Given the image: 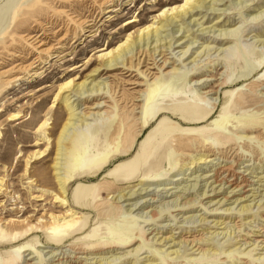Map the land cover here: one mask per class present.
Masks as SVG:
<instances>
[{
  "label": "rangeland",
  "instance_id": "rangeland-1",
  "mask_svg": "<svg viewBox=\"0 0 264 264\" xmlns=\"http://www.w3.org/2000/svg\"><path fill=\"white\" fill-rule=\"evenodd\" d=\"M184 1L114 0L110 7L113 12L98 15V0H0V263L12 256L19 257L18 264H99L96 260L112 254L121 259L122 252L133 249L141 241L135 232L143 228L147 238H151L155 235L149 234V228H152L156 229L158 236H172L177 243L182 238L188 243L195 240L193 244H202L201 251L190 249L192 244L185 245L175 256L169 253L167 246L157 242L151 248L144 246L140 253L144 250L145 253L119 264H264V243L256 242L253 249H244L243 245L244 241L264 238V200L260 201V208L253 207L248 213H237L236 210L235 213H227L223 210L230 205L211 212L212 208H207L208 199H205L202 201V204L206 203L204 209L197 204L185 213L177 214V210L172 211V204L164 205L160 197L162 194L166 201L173 199L165 197L167 193L162 189L165 186L172 188L168 196L177 191L176 194H181L179 191L186 185L199 181L198 175L212 173L206 165H190L191 160L187 163L189 153L193 151L213 158L212 153L216 150L212 145L197 137L193 139L170 131L177 126V120L189 127L209 112L207 107L197 104L191 97L194 94L191 88L193 91L200 89V86L193 85L200 78L218 80L228 77L224 89L219 91L222 96H207L208 99L212 97L209 101L215 100L217 105L210 120L232 118L228 125L233 133L238 137H252L249 147H242V142L237 144L238 151L246 155L235 160L240 164L236 169L244 171L246 168H242V164H252L245 177L254 182L257 178L250 176L264 175V82H259L264 77V42L256 43V40L264 39V15H257L264 10V0H215L216 4L209 6L214 10H207L205 3V8H199L201 10L186 23L180 21L163 29L161 36H165L164 42L170 40L174 47L162 48V54L156 52L152 57L150 54L136 56L132 70L118 65L94 76L95 81L112 84L111 91L107 90L97 99H92V96L84 99L87 93L82 97L70 94L76 113L96 112V109H88L99 103L103 104L100 113L106 112V115L91 116L92 119L84 120L88 125L79 126L76 122L75 129H69V133L74 132L77 137L74 139L75 148L67 145L73 151L69 160L73 180L68 191V206L61 205L54 198L57 192L52 175L55 140L68 116L62 97L55 100L59 85L70 79L74 83L88 79V83L93 79L92 71L101 67L99 55L104 51L100 50L106 48L107 52L116 48L128 36V39L136 38L138 30L145 25L153 23V27H159L162 23V17L158 16L160 10L181 5ZM90 15H98V20L102 18L93 29L81 30L76 20L91 18ZM74 16H77L76 20ZM130 19L135 21L127 23ZM215 22L219 24L215 25ZM201 26H213L218 30L234 28L237 36L224 45L217 44L212 42L213 33L209 36V33L195 32ZM64 33H67L62 41L64 47L58 49L56 56L50 54L48 58L49 53L42 49L56 46ZM39 34L36 40L43 39L41 48L36 47L34 38L29 39L31 35ZM183 34L188 37L181 41L189 40L184 45L196 40L188 52L200 51L205 45L213 47L210 51L204 49L200 52L197 65L183 60L188 52L185 56L179 55L181 48L176 47L177 39ZM214 47L227 48L218 52ZM41 56L48 63H41L40 73L30 75L35 70L28 71L22 66ZM173 66L180 73H172L175 77H168L170 74L167 72ZM250 68L256 70L250 73ZM245 73L248 77L238 80ZM214 85L216 82L211 87ZM205 89H200V92ZM154 110L157 111L156 116L149 117ZM244 113L259 116L260 124L252 126L248 133H241L237 127L240 121L236 118ZM117 120L119 124L114 129ZM153 143L148 159L143 161L142 152ZM173 149L186 157V164L176 168V172L161 182H138L148 172L163 166L167 169L166 154ZM36 150L43 153L33 155ZM102 165L104 167L97 171ZM178 178L183 179L171 181ZM89 182L95 183L92 192L85 190ZM203 185L204 182H198L194 191H190L198 195L203 191ZM262 185L264 180L252 187L263 190ZM83 189L84 196L81 195ZM121 194L125 196L120 198ZM190 197L200 201L198 196ZM170 208L172 216L164 211L161 218L144 222L150 218L152 209L168 211ZM71 213L76 222L65 228L60 239L53 238L62 231V227L52 230L51 216L69 218ZM187 216H192L193 220L188 217L186 220L189 221L183 222ZM196 216L198 219L202 217V221H195ZM125 218L136 220L127 224L123 222ZM126 226L133 227L134 232L126 243L120 245H132L94 254L97 250L91 247L93 243L114 239V229L122 234L128 233L129 230L124 229ZM159 249L166 251L160 252ZM67 256L81 259L73 261ZM90 257L94 259H82Z\"/></svg>",
  "mask_w": 264,
  "mask_h": 264
},
{
  "label": "bare ground",
  "instance_id": "bare-ground-1",
  "mask_svg": "<svg viewBox=\"0 0 264 264\" xmlns=\"http://www.w3.org/2000/svg\"><path fill=\"white\" fill-rule=\"evenodd\" d=\"M112 1H114V0H98V7L100 8L99 9L100 12H98V15L113 12L114 10L110 8L111 5H113ZM216 1L215 0H196V1L185 0L181 5H177V6H173V7H169V8L164 7L162 10H160V14H158L159 17H162V20H161L162 23H160L161 25L159 27H157V26L153 27V23L145 25L144 27H142L138 30V34L136 35V38L131 37L130 39H128L130 37V36H128V38L126 40H124L122 43H120L119 45H117L116 48H112V49L108 50L107 52H105L107 50L106 48L100 50V51H104V53L99 55V57L102 61V63H101L102 68L97 67L92 71V72H94V74L91 75V76H93V79H91L88 83H87L88 79L83 80L79 83H74V81L72 79H70V80L65 81L59 85L58 93L55 95V100L57 97H60V98L62 97V100L64 101V103L67 107V110H68V116H67L65 122L62 124V126L58 132V135L56 136V140H55V146H56L55 155L56 156H55L54 162L52 164L53 165L52 166V168H53V174L52 175L54 176V180H55V183L57 186V192L54 195L55 201H57L61 205L68 206V203H67L68 202L67 197L69 195L68 191H69L71 181L73 180V171H72V173H70V169H71L70 167L72 166V163L69 162V160L73 157L72 156L73 151H71L70 148L67 147V145L71 144V148L72 147L75 148L76 144H75L74 139L77 137V135L74 132L70 134L69 129H75L74 127H76V124H75L76 122L79 123V126L80 125L81 126L82 125H88V123H85L84 120L92 119V118H90L91 116L92 117L93 116H97V117L99 116L100 117L101 115L102 116L106 115V112L100 113L99 110L103 107L102 106L103 104L100 105L99 103H97L95 106H91L89 109L86 108L88 110L96 109L97 110L96 112L87 111V112H82V114L76 113L75 112L76 109H74L72 102H70V98H71L70 94L73 93L74 95L75 94L78 95V97H82V95L84 93H87L88 95L85 96L84 99H87L88 96H92V99H97L98 97H101L105 93H107V90L111 91L113 89L112 84L101 82V81L100 82L95 81V77L97 75H100V73L104 70L110 71V70H113V69L119 67L118 65H121L122 67L128 66V70H132L131 66H132L133 61L136 59V56H143V55L150 54V56L152 57V56H154V54L156 52H158L159 55L162 54V48H165L166 50H168L169 48L174 47L173 43H171L170 40L164 42L166 40V38H164L165 36H163V37L161 36V32L165 31L163 29L168 25H171L174 23L177 24V22H180V21H183V23H186L188 18L193 16L194 13H198L201 10V9L199 10V8H202V7L205 8L206 4L208 5L206 7L207 10L208 9L214 10L213 7L209 8V6H212V4H216ZM101 7H103V8H101ZM260 13H263V15H264V10L262 12H258L257 15H261ZM98 15L96 17L90 15L91 18H87V17L82 18L81 17L82 19L78 18L77 20H76L77 16H74L73 18L77 22H79V24L81 26L80 27L81 30L85 29L84 31H89V29H93L96 26L97 22H99L100 19L102 18L101 17L98 20ZM133 21H135V20L130 19L127 23H131ZM190 22H191V20L188 21V24ZM218 24H219V22H215V25H218ZM179 30H181V29H179ZM233 30L236 32V30L234 28L233 29L223 28L221 30H218V29H216V27L213 28V26H211V27L207 26L205 28H203L201 26L195 32L199 31L201 34L209 33L208 34L209 36H211L210 33H213L216 37L213 35L211 36L213 38L212 42L215 41L217 44L219 43V44L224 45L223 44L224 42H226L229 39H232L234 36L235 37L237 36L234 34L235 32ZM186 31H190V29L186 30ZM66 34L67 33H64V35L58 39L56 46L52 45L47 49H45V48L42 49L43 52L49 53L47 56L48 58L50 57V54H52L53 57L56 56L57 55L56 52L58 51V49H62L64 47L63 46L64 43H62V41L65 40ZM39 36H40V34L38 36H36V35H31L30 37L28 36L29 39L34 38L33 42L36 41L35 43H36L37 48H41L44 45V43L42 41L43 39L36 40ZM187 37H188L187 34H183L179 39H177V42H179V43H177L176 47L181 48L180 54H179L181 57L187 55L186 53L188 52L190 47H192L193 44L196 43V40H191L188 45H184L189 40H186V41L184 40L185 42L181 41V40H183ZM171 39H173V38H171ZM162 42H164V43H162ZM260 42H264V39L256 40V43H260ZM152 44H153V47H151ZM212 48H213L212 45H205L202 48V50H200V51L196 50V51L192 52V50H191L190 52H188V55L185 58H183V60L189 61L187 64H193L196 62V65H197V63L200 61L199 59L197 60V58H199L200 52L203 51L204 49H207L210 51V49L212 50ZM215 48L216 47H214V50H216V51L218 50V52H220L219 50H224L227 47H225V48L219 47L216 49ZM205 52H207V51H205ZM203 55H205V54H203ZM134 56H135V58H134ZM179 59H181V58H179ZM38 61H39V63L37 64ZM41 63H48V62H46V59H43V57L41 56V58H38V60L32 61L29 64L22 66V67L26 68V70H28V71H32V70L34 71L35 70L32 74H30V75H34V74L40 73L39 69L43 68V66L39 67V65H42ZM37 70H39V72ZM249 70H251L250 73H253L256 69L250 68ZM167 73L170 74L168 77H171L173 74L177 75L180 72L178 71V69L175 68V66H173L171 68V71H169ZM246 77H248L247 73L242 74L238 78V80H240L241 78H246ZM227 78L228 77H224L223 79L219 78L218 80L207 79V78L206 79L200 78V80L197 79V82L195 81V83L193 85L200 86V89H202V88H204V89L208 88V89H205V91L200 92V89H194V91H193V88H191L192 93H194V94H192L193 96H191V97L194 98V101H196L197 104L207 107L209 109V112L207 113V115L204 118L198 120V122L189 124V127H185L182 122L177 120V121H175L177 126L173 127L170 130L171 133L186 135V136L193 138V139H195L197 137L198 140H200V141H207L216 150L215 153H212V155L214 156L213 158L209 157L207 154L198 153L197 151H193V152L189 153V159L187 158V163H188V160L189 161L191 160V163L189 162L190 165H192V164L206 165V167H209V172H212V173H206V174L198 175L197 180H199V181H197V182L195 181L196 184L193 182L194 184H192V185L191 184L189 186L186 185V188L182 189V191L181 190L179 191V192H181V194H176V193H178V191H177L176 193H170V195L168 196L169 191L172 188H170L169 186H165L162 188L164 190V192L167 193V195L165 197L166 198L167 197L173 198V199L172 200L168 199V201H166V200H164V198H162L163 197L162 194H160L161 200L164 201L163 202L164 205H168L169 203H171L172 204L171 208H173L172 211L177 210L178 211L177 214L184 212L187 209H192V208H194L195 205L196 206L199 205L198 207H201V209H204L205 208L204 204H206V203L208 205L207 208H212L211 212L212 211L213 212L219 211V208L224 207L226 205H230V206H227L223 210L227 213H235V210L237 211V213H248L253 207L260 208L262 206V204H260V201L264 200V189L259 190L258 187L254 188L252 186H255L257 184L260 185V182H262L264 180V175L250 176L251 178L252 177L257 178V182H254L250 179H247V177H245V175H248L250 173V172H248V173H245V172L248 169H250L252 164H249V163L242 164L241 167L246 168L244 171H240V170L238 171L236 169V166L240 165V164H238L235 160H237V158H240V157L246 155V154H242V152L238 151L239 146L237 144L242 142V147H249V144L251 143L252 137L249 135L238 137L236 135V133H233V131L231 129H229V125H228L230 123V121L232 120V118L225 119V117H223V118H217L214 120H210L211 119L210 116L212 115V112L216 109L217 105L215 103V100L213 102L209 101V100H212V97H210L208 99L207 96L211 95V94H216L218 96H222V93L220 94L219 91L221 92V90L224 89L225 84H226L225 81ZM261 81H262V83L264 82V77L260 78L259 82H261ZM215 82H216V85L211 87V85L214 84ZM127 84H134V83H127ZM104 90H106V91L103 92ZM67 92H69V93H67ZM63 94H65V95H63ZM61 95H63V96H61ZM135 101H139V100L136 99ZM210 102L212 104H210ZM156 114H157V111L153 112V114L149 115V117H154V116H156ZM15 117H16V115H15ZM258 118H259V116H256L254 114H252V116H248L247 113H244V115H242L240 118H236L240 121V122H237V124H238L237 127H239L242 130L241 133H248L247 131H250V129H252L251 128L252 126L256 127L257 125L260 124V121L258 120ZM241 120H243V121H241ZM208 121H210V122L207 123ZM117 124H119L118 120L116 121V124L113 127L114 129H117V127H118ZM113 128H112V130H113ZM247 139H249V140L247 141ZM37 144H40V143L37 141ZM117 144H119V142H117ZM153 145H154V143L151 144V146L150 145L147 146L146 149L142 152L141 157H142L143 161L148 159ZM42 153H43V151L36 150V151H34L33 155H40ZM193 153L195 155H193ZM191 156H192V158H191ZM165 160H166V164H168L167 169L165 168V166H163L156 171L148 172L147 175L139 178L138 182L141 184H142V182L143 183L161 182L164 180V178L166 176L171 175L172 173L176 172L175 171L176 168H180V166L186 164V162H185L186 157L180 156L176 149H173L172 151L167 153ZM238 161L241 162L240 159H238ZM246 162H249V161H246ZM103 167L104 166L102 165L101 167L98 168L97 171L101 170ZM263 172H264V169H263ZM263 172H258V173L262 174ZM45 176L48 178V176L46 174H45ZM180 179H183V178H180ZM180 179L178 178L177 180H171V181H175V182L177 181L178 182V180H180ZM37 180L38 179H34V181H37ZM194 180H196V179H194ZM190 181H191V179H190ZM85 182H88V181L85 180ZM198 182H204V185H203L204 189L198 195H197V192H193L194 194H192V192L190 190L193 189V191H194L195 186L198 184ZM94 184L95 183H93V182H89V186H88V188H85V190L87 189L88 191L92 192V189L94 188ZM262 186L264 187V185H262ZM191 187H194V188H191ZM175 188H177V187H175ZM208 188H209V190H208ZM85 190L84 189L81 190V195L84 194ZM152 190L154 191L155 189H152ZM177 190H179V187L177 188ZM132 194L133 193H131V195ZM192 195L195 197L198 196L200 201H198V202L195 201L194 197H190ZM39 196H42V195H39ZM124 196H125L124 194L123 195L121 194L120 198L124 197ZM205 199H208V201L206 203L202 204V201ZM256 199H257V201H256ZM147 200H145V201H147ZM148 202H149V200H148ZM233 207L235 208L234 210H232ZM171 208L168 211L163 210V209L161 211L152 209L150 212V218H148L147 220L144 219V222L149 221V220L155 221V220L161 218L162 215L164 214V211L167 212L166 214H170ZM160 209H161V207H160ZM148 214H149V212H148ZM68 216H69V218H67V217L58 218L55 216H51L52 223H53V226L51 227V229L56 230L58 227H62V231H60L59 234H55V236H52L53 238H55L57 240L60 239L59 237L61 235L65 234V231H64L65 228L73 226V224L76 222V220H74L76 217H74L73 213L69 214ZM170 216H172V214H170ZM174 216L175 215H173V217ZM192 216H194V215H192ZM192 216H190V217L187 216L186 218L184 217L183 222L189 221L186 219H188V217L191 218ZM196 218H197V216H196ZM202 219H203L202 217H199V219L197 218L194 220L195 221L199 220V222H201ZM135 220H136V218L135 219L134 218H130V219L125 218V219H123V222L127 223V224H131ZM174 220H175V218H174ZM159 227H162V226L159 225ZM182 227H184V226H182ZM124 229L126 231L129 230V232L122 234L121 231L114 229L113 230L114 239H101L100 241L93 243V245L91 247L95 248L97 250L94 254H98V253L104 252V251L106 252V250H109L108 252H111L110 250H114V249H118V248H125V247L132 245V244H128L127 246L120 245V243H122V242L126 243V239H128L130 236H132V233L134 232L133 227L127 228V226H126ZM149 229H151L149 234H155V235H153V237H151V238H147V236L145 235L146 231H144L143 228H139L135 232V235L138 233V236L141 239V241L138 242V245L135 246L133 249H131L129 251H124V252H127V255H124V252H122L121 256H123V258L120 259V257H118V256L115 257L112 254L110 257L109 256L108 257H102V258L100 257L98 260H96V262L99 264H119L126 259L132 258V256H134V255L137 256L140 253V251L144 248V246H146L147 248H151V247H153V245L157 244V242H158V244H161V245L163 244L164 247L167 246V249H169V253L174 254L175 256H178V254L180 252V248H183L185 245H191L192 244L190 249H193V250H199L201 245H202L201 243L193 244L195 242V240H192L191 242L188 243V240L183 239V238L177 243L172 238V236H169V237L158 236V232L155 233L156 229H152V228H149ZM220 234H222V232ZM220 234H218V236ZM116 240H118V241H116ZM244 240H246V239H244ZM256 242L264 243V238L259 240V241H256V240L244 241L243 242V245L245 246L244 249H246L248 247H252V249H253L255 247L254 245ZM256 246H257V243H256ZM132 251L134 252V254H130V253H132ZM159 251L165 252L166 250L159 249ZM200 251H201V249H200ZM35 252L36 251L34 250V253ZM145 252L146 251L144 250V252H141V253H145ZM54 253L52 252L51 254H54ZM53 256H55V254ZM67 257H69L73 261H75L77 259H81V257H78V256H67ZM32 258H34V257H32ZM32 258H29V259H32ZM82 259L91 260L94 258L90 257V258H82ZM194 261H197L199 263L198 260H194ZM18 262H19V257L18 256H12L10 258L3 260L0 264H18ZM30 264H34V263H30Z\"/></svg>",
  "mask_w": 264,
  "mask_h": 264
}]
</instances>
